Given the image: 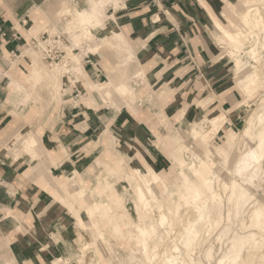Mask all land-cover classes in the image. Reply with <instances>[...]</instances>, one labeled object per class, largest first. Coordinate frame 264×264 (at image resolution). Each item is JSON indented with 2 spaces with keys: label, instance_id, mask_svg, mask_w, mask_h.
<instances>
[{
  "label": "bare ground",
  "instance_id": "1",
  "mask_svg": "<svg viewBox=\"0 0 264 264\" xmlns=\"http://www.w3.org/2000/svg\"><path fill=\"white\" fill-rule=\"evenodd\" d=\"M224 1L226 2V8L239 17L243 26L250 27V25H254L256 27L254 31L250 29L243 31V27L236 24L226 12H223V16L228 22L226 25L219 20L213 21L215 25L212 33L216 44L220 49H225V54L229 55L234 62L232 69L233 82L245 95V99H249V97L260 90H264V56L259 66H257L250 63L248 59H243L242 53L249 55L251 58L256 56L260 49H264V17H256L257 13L260 12V7L264 11V0H239L237 3H232L229 0ZM86 2L87 6L82 8H76L64 3L61 9L63 14H60V16L71 15V19L65 22L64 29L68 31V35L70 34L71 43L69 41V45L71 44L72 47L78 48L82 46L83 41H86L90 42L87 52L95 53L100 47L123 50L121 56L116 59L114 65L109 69L105 81H82L86 84L88 90L87 96H85L86 99L90 98L94 91L104 103L117 105L115 98H111L109 93L112 92L113 97H127L133 89L131 84L136 79H144L143 76L145 75L137 62L132 47L120 30L111 27L113 30L110 31V35L101 40V43L97 41L93 33L95 29L110 27L108 20L113 17L111 15L109 18L110 15L106 14L105 10L110 5L119 6L120 0H86ZM258 2H261L262 6L258 7ZM234 5H237L238 10L235 9L236 6L234 7ZM54 28L53 30L55 31L56 28ZM59 28L61 29L60 26ZM53 30L48 29V31ZM65 32L63 30V33ZM260 33H262L263 38L258 36ZM260 38L262 39L261 42L259 41ZM245 40L248 41L247 47H245ZM68 47L66 46L67 49ZM72 47L70 48L72 49ZM244 49L245 51H243ZM68 54L71 56L66 57L67 54L65 55L66 59H64L61 67H63L64 72H69V69H71V72L73 70V73L78 77L84 72V67L82 66L81 68L80 59H74L76 54L73 52H68ZM68 59L73 61V66L70 65L71 68L67 66ZM43 65L34 57V63L29 68L27 78L31 79V81L39 79L50 80L52 78V88H60L59 68L54 67L47 70ZM76 79L79 80V78ZM17 83H20L17 86L23 89V84L20 81ZM76 83L77 86H81L78 85V82ZM258 101V104L253 106L251 110V113L255 110L256 112L253 116L249 115L244 119V123L238 129L235 140L232 132L223 135L226 145H231L233 149L230 151L231 157L229 156L230 166L233 164V169L228 168L223 162L224 154L227 153L225 150L220 149L217 153H214L208 148H195L193 143L195 139L207 144L212 143L211 139H213V135L220 125V123L216 125L213 124L212 120L203 118L192 122L188 129L177 130L176 134L172 132L168 134L170 149L178 150L179 155L176 158L177 161L172 156H167L171 162V172H156L146 164H144L142 169L130 168L127 160L121 154L114 153V148L110 146L108 140L106 148L103 149L111 157H109L110 164L105 162L102 165V163L96 164L92 161L91 165V167H96L100 174H105L101 184L97 180L94 186H90L88 181L81 177L82 174L80 175L77 171H74V175L69 180H67V176H63L61 180L56 179L53 183H50L42 175L40 178L46 183V190L56 195L57 200L61 197V195H58L57 189L62 190V188L66 191V198H69V200L75 199L76 203H69L67 202L68 199L64 198L62 200V197L60 198L62 202L69 205L70 209H73V204L75 205L76 208L73 212L77 220L76 227L78 232L88 229L92 230L91 240L82 243L80 249L78 248L80 252L77 256L80 258L82 253L92 250L94 253H92L90 259L93 262L97 261L98 249L95 248L97 247L95 242L97 240L102 241L105 233L99 228L100 220L95 219L94 216L99 208L106 206L107 196L112 198L116 208H118V210L111 212L114 216L119 219L129 217L130 213L123 205L125 197L114 189L115 183L122 175L123 178L132 183L133 190L131 195L134 201L136 218H133L132 222L134 225L133 232L135 233L125 227L121 230L122 233L132 236L140 244L144 262L157 264L154 261L157 255V247L161 245L164 234L168 232L165 229V225H169L171 217L178 214L181 204L192 207L194 211L192 218L191 216L190 218L186 217L180 231L179 243L182 245L183 250H179L178 246L175 245L176 250L179 252L165 251L162 264H201V260L198 261L192 256L195 249H200L199 240L204 238V235L207 237L210 228L219 225L220 221L225 217L226 220H231L232 216L234 218L242 217L247 205H250L248 213L249 223L246 224L243 220L241 222L242 226H239L240 230L239 228L235 229L236 227H233V229L232 223H226L223 226L217 237L219 239L226 237L224 242L227 245L225 244V249L221 250L218 258L212 264H249L252 259H256L257 250L261 249L264 243V233L262 232L264 231V203L260 201L257 194L259 192L258 187L259 189L261 187L257 185V180L255 179V177L261 175L264 176V164L260 163L261 158L264 156V91L258 96ZM126 104L129 105L128 103ZM212 131L214 132L209 134ZM155 135L159 141L161 137L156 133ZM103 136L104 134H101L98 139L101 140ZM36 141L35 134L32 132L22 136L19 143L23 151L30 152ZM153 144L154 146L157 145V143ZM235 154L237 158H234ZM126 168L130 169L129 171L132 174H125L124 169ZM225 170H227L226 173ZM228 170H231L232 173L228 174ZM37 172L43 171L38 169ZM108 175L111 178L105 179ZM229 175H232V178H229ZM95 176L96 178L101 177L99 174ZM171 176L175 177V179L170 182L168 178ZM221 177H224L223 189L224 191L227 190L225 198L218 195L215 190V186ZM167 184L173 186V190H169ZM109 192L110 195H108ZM163 192L175 194L178 200L176 204L165 203L161 196L164 195ZM225 204L227 210L224 215ZM153 209L157 211L155 215L153 214ZM80 210L86 211L87 220L79 216ZM123 225L125 226V224ZM160 227L163 231H160ZM150 239L154 240L153 244H150ZM205 255L210 259L211 248L205 250ZM259 256L261 259L257 258V260L264 264V251ZM60 260V258H56L52 261V264H58ZM69 260L70 257H67L65 261Z\"/></svg>",
  "mask_w": 264,
  "mask_h": 264
},
{
  "label": "crops",
  "instance_id": "2",
  "mask_svg": "<svg viewBox=\"0 0 264 264\" xmlns=\"http://www.w3.org/2000/svg\"><path fill=\"white\" fill-rule=\"evenodd\" d=\"M47 3L50 1L0 0V25L17 29L22 20L33 21L35 10L48 11ZM216 10L221 15L218 0H120L119 6H108L107 14L113 17L109 25L120 30L132 47L151 89L153 105L140 112L133 109V113L124 106L113 110L102 102L80 103L53 112L46 127L45 123L33 124V132L41 128L38 138L50 172L61 176L77 171L81 175L82 168L92 165L83 163L94 153L98 154L92 161L102 153L103 144H97L101 134L128 158L130 168L146 164L163 169L166 155L153 145L161 113L175 125L222 118L217 133L239 129L244 123L241 97L229 78L228 62L214 59L219 50L209 29ZM14 47L13 40L0 37L1 50L8 53ZM8 85L6 79L0 80V237L9 240L14 251L26 252L29 259L44 264L65 254L64 234L57 229L67 223L69 212L38 184L41 176L34 172L36 159L23 154L7 162L2 153V145L16 129L25 128L10 110ZM176 114L179 120L173 119Z\"/></svg>",
  "mask_w": 264,
  "mask_h": 264
},
{
  "label": "rangeland",
  "instance_id": "3",
  "mask_svg": "<svg viewBox=\"0 0 264 264\" xmlns=\"http://www.w3.org/2000/svg\"><path fill=\"white\" fill-rule=\"evenodd\" d=\"M49 1L50 3H47L48 5H50L49 6L50 9L48 11H46L45 9L44 11H41V12L39 10H35L37 11V15L35 17L34 15L31 16L33 21L28 22L29 20L27 19L28 20L27 21L25 19L26 23L23 25L21 24L22 27L17 25V29L20 30L22 34L21 36L27 41V43H29V39L31 36L40 38L39 39L40 41H43L44 38L51 39L52 36L58 37L61 43V44L59 43L60 47L62 48V57L59 60L49 61L47 59H43L41 48L32 47L31 44L21 46L19 49L21 55H19L18 57L17 56L8 57L7 60L2 59L1 57L2 54H4L5 56H8L7 52L0 49V80L3 81V79H6L7 84L9 83L8 88H7L8 89L7 94L9 96L8 104L11 107L10 110L12 112L13 117L17 119L18 121H20L19 124H21V126L25 125V128L21 132L19 131L21 127H18V129H16V131L12 135L11 140H9L8 143H4L2 145L3 148L1 150H2V153L5 154V159L7 160V162L12 161V160L16 161L18 158L22 157L23 154L30 155L29 156L30 160L36 159L38 161L37 165L34 166V169H35L34 172L36 173V175H40V176L43 175L45 178L49 180L50 183H53V181L56 179L61 180L63 176H67L68 178L67 180H69L74 175V172L64 173L61 176L53 175L52 172H50L49 168L46 165V158H45L46 155L41 151L43 150V148L38 138L39 134L41 133V128L37 129V131H34L35 132L34 133L32 129L33 124L41 125V123H45L44 125L46 127L47 125L46 121H48L50 118L53 117V112L55 111L58 112L62 110V108L64 107H70L72 105H75V107H77V105H79L80 103L96 105L98 104L97 102H100V103L102 102L104 105H106L107 103H104V101L94 91L92 92V95H90V98L88 99L85 98V96H87L86 93L88 92V90L84 82L86 80L87 81L88 80L98 81V82L105 81L107 79V73L109 72V69L114 65V63L116 62V59H118L121 56V54L123 53V50L117 49V48L111 49L107 47H100L99 50L95 53H92L89 51L87 52V48L90 42H86V41H83L82 46L78 48L72 47L71 44L69 45V41H70L69 35L70 34L68 35V31L64 29L65 22L68 21V19H71V15L60 16V14H63V11L61 9L64 6V3L68 5L70 4L71 6L76 7V8H82V7L87 6V2L86 0H49ZM218 1L221 6V15L218 13V10H216L215 14H211V16L215 17L213 21L219 20L222 24L226 25V23L228 22L223 16V12H226L236 24L243 27V31H245V29L246 30L250 29L251 31L252 30L254 31L256 29L254 25H250V27L243 26V24L240 23L239 17L236 16V14H234L232 11H230V9L226 8V2L224 0H218ZM229 1L232 3H237L239 0H229ZM235 6H236L235 9L238 10L237 5H234V7ZM257 6L258 7L262 6L261 2H258ZM107 8L105 10L106 14L108 13ZM261 16L264 17V11L260 7V12L257 13L256 17H261ZM54 23L55 24L57 23L58 26L57 25L55 26ZM214 25L215 24H212L211 22L209 31L215 41L213 33H211V30L213 29ZM59 26L61 27V29L59 28ZM53 28L55 29V31L53 30ZM48 29L53 30L54 32L48 31ZM63 30L64 32L65 31L66 32L63 33ZM111 30H113L111 26L110 27L108 26L107 28H104V29L102 28L95 29L93 30V33L95 34L97 41L101 43V40H103L104 38H107L110 35ZM50 32L52 35L50 34ZM258 36L262 37V33H260ZM261 40L262 39L260 38L259 41L261 42ZM247 45H248V41L245 40V47H247ZM66 46H69L68 49L66 48ZM70 47H72V49ZM245 49L243 51H245ZM218 50H219V53L216 57L221 58L225 62H228L227 67L229 68V72H230L229 78L230 80L232 79V83L234 85L233 88L236 89V91L239 93L241 97V101H240L241 107L240 108L242 109L244 113V119L249 115L253 116L256 110L251 113L252 107L258 104L259 102L258 96L264 90L262 89L256 94L249 97V99H245V95L242 93V91H240L236 87L235 83L233 82L232 69H233L234 62L232 58L229 55L225 54L226 53L224 51L225 49H220L218 46ZM68 52L69 53L73 52L74 54H76L75 55L76 57L74 59L76 58L78 60L80 59L79 61L81 64V68L82 66L84 67L83 68L84 72L80 74L78 77H76V74L73 73L74 72L73 70L71 72V69H69L70 70L69 72L67 71L64 72L63 67H61V64L64 62V59H66L65 55L67 54L66 57L71 56L68 54ZM263 56H264V49H260V52H258L256 56L251 57V58L249 55L242 53L243 59H248L250 63H253L257 66H259V63L262 61ZM34 57L38 60V62L41 65L44 64L43 66L47 70L53 69L54 67L59 68L60 88L58 87L56 89L52 88V83H53L52 78L50 80L39 79L36 81H31V79L27 78L29 74V68L34 63ZM216 57L214 59H217ZM68 60L70 61V63L68 61L67 66L71 68V66H73V61L71 59H68ZM10 77L12 78V80ZM75 77L79 78V80H77ZM143 77L144 79H136L133 82V84H131L133 86V89H132V92L127 97H123V96L113 97L112 92H110L109 96L111 98H115L114 100L117 105H108V104L107 105L112 107L113 110L114 109L116 110L118 107L120 108L121 106H124L133 113H134V110H136V112H140L143 110H147V108L152 107L153 95L151 93L149 84L145 80V76ZM19 81L23 84V85L21 84L23 86V89H20L17 86V84H20V83H17ZM76 82H78V85H81V86H77ZM126 103H128L129 105H127ZM131 108H133L134 110ZM158 115H157V128L160 131L154 130V132L158 134L161 137V139L158 141V137L156 136V140L153 143H157L156 146L160 150H162L163 153L166 155L167 162H165L166 165L163 167V169L162 168L158 169L155 167H151V168L155 170L156 172H163V173H165L166 171L171 172L172 171L171 162L168 159L169 157L167 156H172V158H174V160L177 161L176 158L179 155H178V150H171L172 148L170 149V145H169L170 143L168 142L169 141L168 134L170 132H172L173 134H176L177 130L181 131L183 129H188L190 124H188L187 126L175 125L173 121L170 120V118H168L166 113H161ZM56 117L58 118V114H56ZM173 119L179 120L178 114H176ZM221 120L222 118L221 119L216 118L215 120H213V124H216V125L217 123L221 124ZM44 125H42V127ZM32 132L35 134L38 144L36 141V144L34 145L32 150H30V152L28 151L25 152L22 150L19 140L22 136H25L27 133L29 134ZM213 132L214 131H212L209 134H212ZM229 132L234 133L233 139L235 140L236 135L238 133V129H235V130L229 129V130L219 131L218 133L216 130V133L213 135V139H211L212 143L210 144L201 142L199 139L193 140V143L196 149L208 148L210 151L214 153L215 152L217 153V151H219L220 149L225 150L227 153L224 154L223 162H225L228 168H232L233 164L232 166H230V157H231L230 151L233 149L231 145L227 146L226 145L227 143H225L223 139V135H226ZM107 141H108V138L106 137V134L102 137L101 140H99V142L104 145L103 146L104 149L106 148ZM147 142L149 143L150 141H147ZM111 146L112 148H115L114 143H111ZM104 149H102L101 155L99 156L97 155L94 158L93 161L96 164L102 163L103 165L105 162L107 163L111 162L110 161L111 157L109 156V153H107L106 150ZM51 153L52 152H47L48 155ZM114 153L118 154V152L115 151V149H114ZM95 154H98V153H94L93 155H91L87 159V161L83 163V166H87V167L90 166L92 164L91 162L92 158ZM123 155L125 156V154ZM234 158H237L236 154ZM125 159L128 160L126 156H125ZM260 163L264 164V156L261 158ZM38 169H41L43 172L38 173L37 172ZM80 170L81 169H79V171ZM83 170L84 169L82 168L81 174L86 178L84 180L88 181L90 186H94L97 180H99L100 184L101 182H103V179H104L103 175L105 174H100L96 167L90 166L88 169H85L84 171ZM104 170L107 172L106 169ZM129 170L130 169H127V168L124 169L125 174H132L131 171ZM226 171L227 170H225V173ZM26 173H29V171L25 172V174ZM227 173L231 174L232 172L231 170H228ZM96 174L101 175V177L96 178L95 176ZM107 178H111V177H109L108 175V177H106L105 179ZM229 178H232V175H229ZM168 179L171 182L175 179V177L171 176ZM255 179L257 180L256 182L257 185H260L261 187L260 189L258 187L259 192L257 194L260 198V201L264 203V176L261 175L259 177H255ZM223 181H224V177H221L215 186V190L218 195H220L222 198H225V195L227 194V190L224 191L223 189ZM38 184L43 188H45L46 186V183L44 182L42 178L39 179ZM114 189L119 194L125 197L123 200V205L129 211L130 215L129 217H125V219L124 218L119 219L117 216H114L113 213L111 212L118 210V208H116V205L114 204L112 198L110 196H107L106 206L103 208H99L97 210L96 215L94 216L95 219L100 220L99 228L101 231H103V233H105L104 239L102 241L97 240L95 242L97 246L95 248L98 249V252H97L98 257H97L96 262H93L90 259V256H92V253H94L92 250H87L86 252L82 253L80 258L77 256L80 252L79 249L82 243L86 241H90L91 235L93 234H92V230L90 229L78 232L77 227H76L77 220L73 212V210L76 208L75 205L73 204V209H70L67 203L62 202L60 200V198L62 197L61 198L62 200L64 198L66 200L68 199L67 202L69 203H72V202L76 203L75 199L69 200V198H66L65 196L66 191L63 188H62L63 191L57 189L58 195L59 196L61 195V197L58 200L56 199L57 198L56 195H54L49 190H47L55 198L54 201H58L62 203L67 208V211L69 212V216L67 217L68 218L67 223L64 222L63 226H61L62 228L58 229L59 230L58 232L64 234L63 239H64V242L67 248L65 251V254L62 256L50 258L44 264H52V261L56 258L61 259L58 264H148L146 261L144 262L143 252H142L140 244L132 236H128L125 233H122V230H121L124 227L128 228L132 232L134 230V225L132 222H133V218L134 219L136 218V214H135L134 203H133L134 201L131 195L132 190H133L132 183H130L125 178H123V176L121 175L118 178L117 182L115 183ZM168 189L173 190V186L168 185ZM163 193L164 195H161V196L165 203L170 204V205L176 204L178 200L175 194H169L167 192L166 193L163 192ZM108 195H110V192L108 193ZM249 207L250 205L246 206V210L244 211L242 217L234 218V216H232L231 220H226V217L225 218L223 217L224 219L220 221L219 225L213 228L211 227L208 236L206 237V235H204L203 236L204 238H201L199 240L200 249L199 250L198 248L195 249V251H193L192 253V256L198 261L201 260V264L214 263L215 259H217L219 254L221 253V250L225 249L226 247L225 246L226 243L224 242L226 240V237L219 239L217 237L218 233L223 228V226L226 225V223H232L231 224L232 228L236 227L235 229L239 228V230H240L239 226H242L241 222L243 220L245 221L246 224H248L249 223L248 213L250 209ZM226 210H227V206L225 204L224 209H223L224 215L226 214ZM156 213H157L156 209H153V214L155 215ZM78 214L79 216H81V218H83L84 220H87L88 215L85 210H80ZM192 214L194 215V211L192 207L186 206V204H181V206L179 207L178 214H175L176 216L171 217L169 225L167 224L165 225L166 226L165 229L168 232L164 234L163 242L161 243V245L157 247V255H156V258L154 259V261L157 264H162L165 251L172 252V253L179 252L176 250L175 245L178 246L179 250L180 249L183 250L182 245L179 243L180 231H181L183 223L185 222L186 217L190 218L191 216L192 218L193 216ZM123 224H125V226ZM160 231H163L161 227H160ZM262 232L264 233V231ZM256 236H258V234H256ZM149 242L150 244H153L154 240L150 239ZM208 248H211L210 259L205 255V250ZM263 251H264V243H263V247L257 250V253H256V257L259 260L261 259L259 258L260 257L259 255H262ZM67 257H70V260L66 262L65 260ZM257 258L252 259L253 261L251 260L249 264H262V262L258 261ZM0 264H39V263L34 258L29 259L26 255V252L21 253L18 251H14L12 244L9 243V240H4L2 237H0Z\"/></svg>",
  "mask_w": 264,
  "mask_h": 264
},
{
  "label": "built area",
  "instance_id": "4",
  "mask_svg": "<svg viewBox=\"0 0 264 264\" xmlns=\"http://www.w3.org/2000/svg\"><path fill=\"white\" fill-rule=\"evenodd\" d=\"M26 20H22L21 24H25ZM0 37L10 38L15 42L14 49L10 50L5 56L2 54V59L7 60L8 57H15L20 55L19 47L31 44L32 47H40L43 59L49 61L59 60L62 57V48L60 47V41L58 37L52 36L51 39L44 38L40 41V38L30 37L29 43L21 36L17 29H6L0 25ZM60 43V44H59Z\"/></svg>",
  "mask_w": 264,
  "mask_h": 264
}]
</instances>
